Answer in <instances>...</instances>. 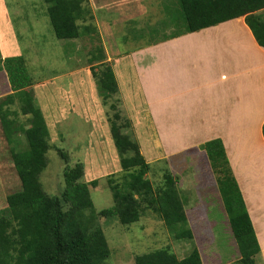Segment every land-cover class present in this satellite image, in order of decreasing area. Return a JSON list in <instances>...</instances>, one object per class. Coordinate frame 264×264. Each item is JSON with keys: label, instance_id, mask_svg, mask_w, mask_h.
<instances>
[{"label": "trees", "instance_id": "1", "mask_svg": "<svg viewBox=\"0 0 264 264\" xmlns=\"http://www.w3.org/2000/svg\"><path fill=\"white\" fill-rule=\"evenodd\" d=\"M43 2L56 38L78 39L84 35L94 38L96 26L88 0ZM177 3L183 26L165 39L244 16L256 42L264 47V0H177ZM89 52L90 63L98 62L91 65V72L102 104L108 105L111 111L109 131L121 166L117 178L109 176L106 180L113 204L100 210H95L90 195V188L96 187L99 179L85 181L83 163H70L69 151H60L64 161L60 192L52 194L43 189L40 173L48 164L50 134L29 88L34 81L23 54L5 57L0 54V71L5 72L10 90L0 96V124L20 180V189L7 194L5 205L0 207V264H103L110 248L102 229L88 225V218L116 217L121 224L128 225L150 211L163 221L173 240H194L192 219L198 214L186 209L185 195L177 185L179 175L168 167L170 158H157L162 164V180L154 185L148 176L151 163L141 153L137 140H132L124 130L130 127L131 119L119 108L116 77L105 59L103 47L97 44ZM16 99L18 107L14 106ZM20 115L25 116L21 121ZM261 129L264 137V122ZM18 133L24 137L25 144L15 141L14 135ZM184 152L195 156L196 161L208 163L229 231L238 247L237 263L254 264L260 260L263 264L251 219L221 138H211ZM200 214L205 221L197 224L206 226V214ZM197 245L193 244L182 258L170 245H164L136 255L134 264H204L201 245Z\"/></svg>", "mask_w": 264, "mask_h": 264}, {"label": "rangeland", "instance_id": "2", "mask_svg": "<svg viewBox=\"0 0 264 264\" xmlns=\"http://www.w3.org/2000/svg\"><path fill=\"white\" fill-rule=\"evenodd\" d=\"M118 1L88 0L93 12L96 7L99 12L102 10L99 14L97 9L95 11L97 17L94 23L98 33L93 34V39L88 35L78 39H58L52 30L43 0H6L14 36L11 40L18 47L12 55L23 54L25 57L28 72L34 81L29 88L43 113L50 134L48 164L40 173L43 189L52 194L60 192L64 165L60 151H69L70 163H83L85 181L99 179L98 185L90 188L95 210L113 204L106 180L109 176L117 178L121 166L109 131L108 117L111 111L108 105L102 104L91 72V65L98 62L90 63L89 51L101 44L111 67L115 62L119 63V70L116 71L120 73L116 80L119 108L123 115L131 119L130 127L124 130L132 140H137L141 153L151 163L148 176L157 185L162 180V164L157 158L162 157L164 152L158 150L160 146L152 122L144 113L146 106L141 93L131 83V59L121 54L136 50L146 42L183 26L177 0H161V6L157 0H128V4H133L130 13L121 7L123 4H117ZM142 6L145 12L139 11ZM97 24L102 25L104 30ZM111 26V30L107 29ZM4 49L8 50L9 47L4 44ZM118 59L121 61L118 62ZM120 63L125 67L127 79L122 78ZM6 92H10L7 77L4 71H0V96ZM16 102L14 106L18 107L17 99ZM18 118L21 121L25 116L20 115ZM14 139L20 144L26 143L19 133L14 135ZM185 149L170 157L168 167L179 175L177 185L185 195L186 209L198 214L192 219L195 233L193 242L173 240L163 221L152 216L150 211L128 225L121 224L116 217L88 218V225L102 229L110 248V255L103 264H134L136 255L164 245H170L172 251L182 258L190 252L193 244L201 245L204 264H238V247L229 231L222 199L216 190L208 163L196 161L193 155L187 156ZM203 173L206 177H202ZM18 189L20 180L0 124V207L5 205L6 195ZM199 211L206 214V226L197 224V221H205ZM254 264H260V260Z\"/></svg>", "mask_w": 264, "mask_h": 264}, {"label": "crops", "instance_id": "3", "mask_svg": "<svg viewBox=\"0 0 264 264\" xmlns=\"http://www.w3.org/2000/svg\"><path fill=\"white\" fill-rule=\"evenodd\" d=\"M127 1L117 4L130 13L133 4ZM157 4L161 6V0ZM143 8L139 11L145 12ZM170 33L121 54L131 59V83L141 93L158 150L170 158L190 146L221 138L264 264V47L256 42L244 16L165 39ZM13 37L6 3L0 0L1 56L18 49ZM120 64L122 78L127 79ZM119 75L116 72V80Z\"/></svg>", "mask_w": 264, "mask_h": 264}, {"label": "clouds", "instance_id": "4", "mask_svg": "<svg viewBox=\"0 0 264 264\" xmlns=\"http://www.w3.org/2000/svg\"><path fill=\"white\" fill-rule=\"evenodd\" d=\"M100 97V96H99Z\"/></svg>", "mask_w": 264, "mask_h": 264}]
</instances>
